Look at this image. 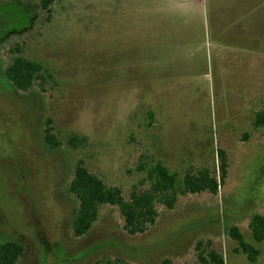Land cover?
<instances>
[{
    "label": "rangeland",
    "instance_id": "1",
    "mask_svg": "<svg viewBox=\"0 0 264 264\" xmlns=\"http://www.w3.org/2000/svg\"><path fill=\"white\" fill-rule=\"evenodd\" d=\"M42 4L0 0V243L23 244L19 264H201L199 247L264 264L250 227L264 215V0ZM17 56L43 64L44 81L15 87ZM158 161L181 190L188 171L208 169L218 192L181 191L135 235L104 205L75 235L80 162L127 199ZM231 226L260 249L256 262L235 251Z\"/></svg>",
    "mask_w": 264,
    "mask_h": 264
},
{
    "label": "trees",
    "instance_id": "2",
    "mask_svg": "<svg viewBox=\"0 0 264 264\" xmlns=\"http://www.w3.org/2000/svg\"><path fill=\"white\" fill-rule=\"evenodd\" d=\"M52 2L53 0H43V8L48 9ZM46 72L47 69L43 64L24 56L15 57L6 68L8 79L20 90H27L36 82H43ZM254 125L264 127V109L256 114ZM45 139L52 145L56 144L55 136L49 129ZM85 141L86 138L78 136H73L69 140L74 146L82 145ZM221 170L222 178H224L227 171L225 158L222 160ZM143 183L145 186L132 189L126 199L119 187L109 186L100 176L80 162L76 166L74 177L69 185L70 192L79 200V209L73 220L75 235L83 236L91 229L104 205L119 207L124 219V228L129 234L144 233L156 223L159 203L172 208L181 191L190 193L209 191L216 194L220 186L217 178L212 176L208 169H201L195 172L188 171L185 174L181 190L177 184V176L159 161L147 168ZM250 227L255 241H264V215H253ZM229 235L238 243L236 252L244 253L251 262L257 261L260 249L245 240L237 226L230 227ZM197 250L201 264H226L224 255L216 249L204 250L199 247ZM23 253L22 243L13 240L2 242L0 243V264H19ZM94 264H100V262Z\"/></svg>",
    "mask_w": 264,
    "mask_h": 264
}]
</instances>
